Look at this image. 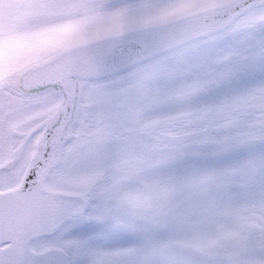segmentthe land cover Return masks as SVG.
<instances>
[{"label": "snow or ice", "instance_id": "1", "mask_svg": "<svg viewBox=\"0 0 264 264\" xmlns=\"http://www.w3.org/2000/svg\"><path fill=\"white\" fill-rule=\"evenodd\" d=\"M0 264H264V0H0Z\"/></svg>", "mask_w": 264, "mask_h": 264}]
</instances>
